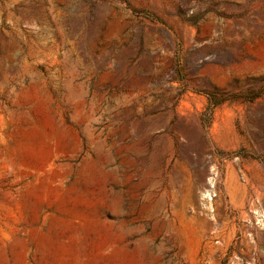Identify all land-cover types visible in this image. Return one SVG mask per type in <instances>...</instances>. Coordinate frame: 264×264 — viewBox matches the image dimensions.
I'll use <instances>...</instances> for the list:
<instances>
[{
	"label": "rangeland",
	"instance_id": "1",
	"mask_svg": "<svg viewBox=\"0 0 264 264\" xmlns=\"http://www.w3.org/2000/svg\"><path fill=\"white\" fill-rule=\"evenodd\" d=\"M263 213L264 0H0V264H264Z\"/></svg>",
	"mask_w": 264,
	"mask_h": 264
},
{
	"label": "built area",
	"instance_id": "2",
	"mask_svg": "<svg viewBox=\"0 0 264 264\" xmlns=\"http://www.w3.org/2000/svg\"><path fill=\"white\" fill-rule=\"evenodd\" d=\"M205 195L209 196L210 199H214L216 190H215V184L214 182L210 181L208 182V186L204 190ZM261 224L264 225V213L260 215ZM236 258V259H235ZM234 259H229L227 261V264H251L250 262H244L242 259L240 260V257L238 255H235Z\"/></svg>",
	"mask_w": 264,
	"mask_h": 264
}]
</instances>
